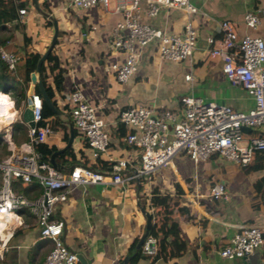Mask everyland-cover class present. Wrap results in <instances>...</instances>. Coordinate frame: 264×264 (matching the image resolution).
<instances>
[{
	"label": "crops",
	"instance_id": "1",
	"mask_svg": "<svg viewBox=\"0 0 264 264\" xmlns=\"http://www.w3.org/2000/svg\"><path fill=\"white\" fill-rule=\"evenodd\" d=\"M38 1L40 10L30 0L24 7L27 9L24 18L19 16L18 20L8 23L5 30H0V35H14L1 48L18 51L22 57L21 66L27 51L43 55L49 49L55 33L53 21L58 22L57 54L67 72L64 90L57 96L62 115L55 117L60 123L55 135L45 142L50 147L62 150L67 146L72 124L75 131L72 147L77 156L92 159L87 140L70 116V96L74 86L81 88L85 99L97 107L98 116L106 123L110 146L102 159L110 163V158L128 160L130 168L124 174H130L141 160L139 150L118 134L121 113L129 106L148 105L179 111L184 107L183 97L195 96L205 102L230 105L245 112L254 107L249 92L228 81L223 60L210 53L208 40L221 36L220 24L224 20L235 22L241 37L250 35L264 40V0H191L197 8L191 20L200 33L194 54L181 62H166L159 57L155 47L143 49L137 46L140 54L138 71L127 84L118 82L112 68L126 59L125 53L112 48L113 30L123 18L116 10L117 0H112L108 8L93 6L86 9L70 8L72 0ZM142 8L143 21L168 34L182 33L188 19L183 9H164L156 17H149L145 1ZM250 10L261 18L257 28L245 24V14ZM190 73L194 75L192 81L186 80ZM31 86L27 90V100H21L23 104L19 110L20 118L28 128L25 114L30 108ZM21 87L18 77L10 89L18 92ZM0 96L15 101V96ZM8 129L12 141L10 147L6 142L8 148L12 153L21 150L27 141L17 146L12 140L13 125ZM254 135L248 131L246 136ZM140 182L142 188L139 190ZM217 183H223L226 189L220 199L211 197V189ZM25 185L24 194L31 199L39 197L42 191L37 183ZM177 185L183 193L176 200L188 214L176 218L181 239L187 244L184 254L165 259L157 239V252L144 254L136 264H259V261L264 264V247L258 252V262L254 260V263L244 258H224L220 253L241 226L255 224L264 233V160L259 157H254L249 166L242 167L218 155L197 163L186 154H180L171 166L160 170L152 180H131L126 189L113 184L76 187L70 199L58 206L55 218L64 222V241L79 255L81 264H120L127 257H135L137 249L132 254V245L146 231L147 215L142 205H148L145 211L152 215L154 227L158 222L152 206L154 193L176 196ZM0 239V264H43L53 248L50 240L41 238L37 220L31 214L10 218L0 229Z\"/></svg>",
	"mask_w": 264,
	"mask_h": 264
},
{
	"label": "built area",
	"instance_id": "2",
	"mask_svg": "<svg viewBox=\"0 0 264 264\" xmlns=\"http://www.w3.org/2000/svg\"><path fill=\"white\" fill-rule=\"evenodd\" d=\"M147 3L146 14L156 17L162 10L178 8L186 11L188 19L182 33L168 34L143 21L142 3ZM112 0H72L70 8L86 9L93 6L108 8ZM116 10L123 18L113 30L112 48L125 53L123 64H114L113 70L119 83L127 84L137 73L141 48L155 47L159 57L166 62H181L190 58L197 48L199 30L191 20L197 8L191 0H117ZM27 9H20L21 18ZM22 21V19H21ZM245 24L257 28L261 18L255 11L245 14ZM221 36L209 38L210 53L223 60V71L233 86H243L254 99V107L245 112L230 105L205 102L195 96L182 99L183 109H162L156 106L131 105L120 116L129 131L126 142L140 152V164L129 174L128 160L110 158V172H100L76 165L69 171L59 170L49 162L40 160L35 146L47 142L55 135L51 126L39 127L44 101L41 95H29L28 103L33 112L36 127L28 128V141L22 149L0 159V219L33 215L43 239L50 240L53 248L43 264H81L77 253L71 251L64 241V222L56 219L60 204L70 199L72 191L79 186L99 184L119 185L126 189L131 180L150 181L162 169L172 165L174 158L186 154L194 162L210 159L214 155L249 166L256 153L264 152V40L260 37L240 36L235 22L224 20L220 24ZM0 57L12 72H15L22 57L14 51L0 49ZM193 74L186 80L192 81ZM11 89L10 93L14 98ZM70 116L77 130L87 140L92 160L108 154L110 136L105 121L98 116L96 106L84 97L79 86H74L70 96ZM14 118L2 123V128L11 127L21 120L19 110ZM4 117V116H3ZM255 135L247 137V133ZM2 141L12 144L11 134ZM19 183H37L41 194L36 199L18 191ZM225 185L217 183L211 189V197L220 199L225 195ZM156 237L149 235L143 252L154 255ZM264 247V233L255 224L241 226L223 247L221 255L228 259L245 258Z\"/></svg>",
	"mask_w": 264,
	"mask_h": 264
},
{
	"label": "trees",
	"instance_id": "3",
	"mask_svg": "<svg viewBox=\"0 0 264 264\" xmlns=\"http://www.w3.org/2000/svg\"><path fill=\"white\" fill-rule=\"evenodd\" d=\"M28 1L30 0H0V30H5L7 24L18 20L20 17L19 11L26 7ZM49 25H52V21L49 20ZM14 35H0V48L9 43ZM29 39L26 37V42ZM59 43V39H57ZM42 54L39 52H29L27 51L24 58V63L17 67L15 72H12L8 65L2 61L0 57V95H10L5 93L10 89L13 81L18 77L21 78L22 92H14L13 95L17 96L19 100H27V90L32 84V75L37 72L38 63L42 58ZM67 70L63 67L62 61L57 54V48L54 47L53 51L49 54L47 60L43 64L41 71V78L45 89L53 101V103L58 107V93L64 90L65 74ZM5 90V91H3ZM35 93L41 95V90L37 85L35 88ZM12 96V95H11ZM11 100H13L10 97ZM10 100V101H11ZM59 120L55 117V113L49 107L48 104L44 103V108L42 111V120L39 122V127L51 126L57 129L59 126ZM12 140L19 146L23 142L28 141V127L26 123L22 120H18L13 124ZM118 134L126 142V138L129 134L128 129L123 123L118 125ZM89 147V145L87 144ZM0 150L3 151L1 158L8 157L12 154V151L8 148V144L0 139ZM36 152L40 155V160L44 162L51 163L52 155L58 151L56 147H50L46 143H40L35 146ZM254 157H259L264 160V152H258ZM57 163L65 170L69 171L76 165H83L100 172H110L112 170L111 163L98 158L96 160L90 159L88 156L82 155L78 157L74 148L71 146L66 151L58 155ZM24 183H19L17 186L18 191L25 192ZM176 196L171 194H162L156 191L152 200V206L155 209V214L158 218V222L152 226L150 235L156 237L160 244V250L165 259H171L175 257L182 256L186 249L187 244L181 239V234L179 231V225L176 222L177 217H186L185 208L181 205L176 198L183 193L180 186L177 185ZM143 209L146 210L148 205L143 204ZM139 239L135 241L132 245L131 253L135 254L136 245ZM144 252L143 248L136 252L135 257L131 261V264H136L141 258H143Z\"/></svg>",
	"mask_w": 264,
	"mask_h": 264
},
{
	"label": "water",
	"instance_id": "4",
	"mask_svg": "<svg viewBox=\"0 0 264 264\" xmlns=\"http://www.w3.org/2000/svg\"><path fill=\"white\" fill-rule=\"evenodd\" d=\"M33 1H34L36 9L40 10L39 1L38 0H33ZM53 25L55 28V33H54L51 45H50L49 49L43 54L41 60L39 61L38 67H37V72L32 75V86L30 88L29 95H32L35 93V88L38 85L40 90H41V96L43 98L44 103L49 105V107L53 110V112L55 113V115L57 117H60L62 115V113L58 109V107L53 103V101L50 99V97H49V95L45 89V86L43 84L42 78H41V71H42L43 64L45 63L49 54L53 51L54 47L57 44V39H58V35H59L58 22L56 20H54ZM25 120L29 123L30 127H32V128L36 127V123L33 121V112L30 108L27 110V112L25 114ZM70 126H71V136H70V139H69L67 146L64 149L58 150L57 152H55L51 157V164L59 170H63V168L60 166L59 163H57L56 159H57L58 155H60L61 153H63L64 151H66L68 148H70L72 146L74 138H75L74 127L72 124H70ZM87 168L92 169L90 167H87ZM141 188H142V185L140 182L139 183V190ZM143 212L147 215V226H146L145 233L143 234V236L141 237V239L139 240V242L136 246L137 251H139L143 247L144 242L147 239V237L150 235V232L152 229V215L150 213L146 212L144 209H143ZM0 244H1V239H0ZM132 259H133V256L127 257L120 264H129ZM258 259H259V253L258 252L253 254V255L246 256L244 258V260H249L253 263H254V260H257V262H258ZM258 263L260 264V261Z\"/></svg>",
	"mask_w": 264,
	"mask_h": 264
},
{
	"label": "bare ground",
	"instance_id": "5",
	"mask_svg": "<svg viewBox=\"0 0 264 264\" xmlns=\"http://www.w3.org/2000/svg\"><path fill=\"white\" fill-rule=\"evenodd\" d=\"M0 98H2V97L0 96ZM9 103H11L12 106L7 109L6 113H4V104H3L2 100H0V128H2V126H3L2 123L7 122L9 119L14 118V116H15L16 111L13 108L14 101L12 102L9 100ZM10 218L11 217H7V219H0V229H2L5 226L6 222L8 220H10Z\"/></svg>",
	"mask_w": 264,
	"mask_h": 264
},
{
	"label": "rangeland",
	"instance_id": "6",
	"mask_svg": "<svg viewBox=\"0 0 264 264\" xmlns=\"http://www.w3.org/2000/svg\"><path fill=\"white\" fill-rule=\"evenodd\" d=\"M17 52V54L19 55V53H18V51H16ZM18 83V82H17ZM18 87V86H17ZM11 92L12 93H14V88H11ZM3 91H5V90H3ZM5 92H8V91H5ZM19 93L20 92H22V87L19 89V91H18ZM15 104H16V108L18 109V110H20L21 109V107H22V104H23V102L21 101V100H19L18 98H17V96H15ZM10 131H9V129H8V127H6V128H3L1 131H0V138H2L3 136H5L6 134H8ZM3 154V151L2 150H0V156Z\"/></svg>",
	"mask_w": 264,
	"mask_h": 264
},
{
	"label": "clouds",
	"instance_id": "7",
	"mask_svg": "<svg viewBox=\"0 0 264 264\" xmlns=\"http://www.w3.org/2000/svg\"><path fill=\"white\" fill-rule=\"evenodd\" d=\"M0 100H2V102L4 104V113H6L7 109L10 108L12 105H11V103H9V100L7 97H2V98H0Z\"/></svg>",
	"mask_w": 264,
	"mask_h": 264
}]
</instances>
